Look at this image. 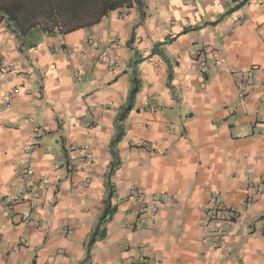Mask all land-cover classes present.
I'll list each match as a JSON object with an SVG mask.
<instances>
[{
    "label": "crops",
    "instance_id": "0c3cea01",
    "mask_svg": "<svg viewBox=\"0 0 264 264\" xmlns=\"http://www.w3.org/2000/svg\"><path fill=\"white\" fill-rule=\"evenodd\" d=\"M145 1L66 35L0 16V264H264V0ZM217 199L236 216L209 222Z\"/></svg>",
    "mask_w": 264,
    "mask_h": 264
},
{
    "label": "trees",
    "instance_id": "16d2710c",
    "mask_svg": "<svg viewBox=\"0 0 264 264\" xmlns=\"http://www.w3.org/2000/svg\"><path fill=\"white\" fill-rule=\"evenodd\" d=\"M146 7L145 0H0V16H5L22 36H27L32 30H41L49 35H66L92 27L116 10L137 8L145 16ZM138 91L139 81L135 79L128 101L118 115V122L121 123L128 116ZM123 133V125L118 124L113 148ZM114 155L117 157V152L114 151ZM108 214L110 211L106 210L91 237L89 247L105 236L106 229L102 228V222Z\"/></svg>",
    "mask_w": 264,
    "mask_h": 264
},
{
    "label": "built area",
    "instance_id": "2783aa9c",
    "mask_svg": "<svg viewBox=\"0 0 264 264\" xmlns=\"http://www.w3.org/2000/svg\"><path fill=\"white\" fill-rule=\"evenodd\" d=\"M205 53L206 52L203 49L198 51L197 52L198 59L202 60V58H204V56H205ZM202 64H204V61L202 62ZM235 73L237 75L238 89L240 90L242 95H248L255 88V86L257 84V81H256L257 68L256 67H250V68H247V69L239 71V72L235 71ZM263 90H264V83H263ZM262 100H263L262 101L263 107L260 108L259 117L261 119V122H264V95H263ZM33 143L38 144L39 143L38 138H35ZM81 151H82L83 156L86 159V161L90 162L91 158H90L88 152L86 151V149L83 148ZM64 165H66V161H64L62 158H58L55 162L56 168L62 167ZM32 172H33V170L31 168L29 161L27 163H25L24 165H22L18 170V174L20 175V177L24 180L28 179V181L32 175ZM48 187H49L48 180L45 178H41L37 184L36 183H32L30 185L27 184L22 192L7 196L4 199V201L7 204L11 203L12 201L30 202L33 199H37V198L41 197L43 189L48 188ZM138 194H139L138 192H135V196H138ZM157 210H158V205H153L152 211L155 212ZM207 215H208V221L209 222H215L218 220L219 215H225L228 218L235 217L236 211L229 208L227 206V204L224 203L222 200L217 199V200H215V202H212L210 204V206L207 210ZM23 218L26 221L27 220H34L31 212H27L26 214H24ZM34 221L38 222L36 219ZM137 264H160V263H158L156 261L149 260V259L148 260L147 259H141L137 262Z\"/></svg>",
    "mask_w": 264,
    "mask_h": 264
}]
</instances>
